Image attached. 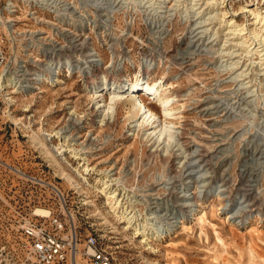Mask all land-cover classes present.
Returning <instances> with one entry per match:
<instances>
[{
  "label": "rangeland",
  "instance_id": "374dc122",
  "mask_svg": "<svg viewBox=\"0 0 264 264\" xmlns=\"http://www.w3.org/2000/svg\"><path fill=\"white\" fill-rule=\"evenodd\" d=\"M128 1L54 0L51 12H38L48 24L34 19L28 2L13 15L4 11L19 20L13 44L0 24L11 63L41 57L52 72L25 93L1 84L0 264H37L21 227L41 220L33 213L38 208L61 210L58 190L75 212L81 252L98 233L122 264H264V38L246 33L250 48L258 47L247 52L245 39L225 36L219 20L210 40L194 36V23L180 15L187 2L159 26ZM222 5L245 32L260 27L242 8L264 11V0ZM139 81L163 86L177 100L170 138L146 135L152 129L136 126L140 116L130 118L127 105L112 103L109 114L98 107L108 106L111 94L108 88L98 97L96 85ZM60 129L76 138L92 170L56 150L71 148L57 137ZM106 180L123 200L116 212ZM125 211L138 216L134 227ZM139 224L154 231L149 245L136 237ZM157 228L173 229L156 239Z\"/></svg>",
  "mask_w": 264,
  "mask_h": 264
},
{
  "label": "bare ground",
  "instance_id": "6f19581e",
  "mask_svg": "<svg viewBox=\"0 0 264 264\" xmlns=\"http://www.w3.org/2000/svg\"><path fill=\"white\" fill-rule=\"evenodd\" d=\"M24 1H28V0H24ZM53 1L54 0H50L51 6H52ZM127 1L128 0H125V2H127ZM130 1L138 2V4H139L138 7L137 6L135 7L137 9L138 8L139 9L145 8L144 13H146V15H148V18H150L153 23H155L156 25H159V26H165L166 22H168L170 19H172L175 16V14H179V12H178V11H180L179 7L182 6L183 4H186V2H187V5H184V8H183L184 10L182 12H180V15L182 14L183 18L186 21L194 23L192 25V32H193V34L196 33V34H194V36L197 35L198 37L200 36L201 38L207 37V40L211 39L210 38L211 36L209 34L211 32V35H212V33L214 31L213 29L215 27L214 21H216V20H219L220 24L222 22H225L226 27H228V30L225 33V36H233L232 39H235V38H237V39L239 38L241 40L243 38L245 39L248 37V36L245 37L246 33L252 34L251 36H253L256 39L257 38L260 39V42L264 38V15H263L264 11H259L258 8H256V9H250V8H246V7L242 8L243 10H245L244 12L251 13V15H253L254 19L256 20L257 25H260L259 28H254V29L249 30L248 32H245V29L247 30L248 28H246L244 26L242 27L243 24L242 25L240 23L238 24L234 18H230V16H228V12L224 11L223 8H220V5L224 4L225 0H130ZM171 2H174V3H173V5L169 6V3H171ZM136 5H137V3H136ZM203 5L208 6L210 10L208 12H206L207 7L203 8ZM197 6H200V7H197ZM2 11H3L2 6L0 5V18H1ZM141 11L143 12V10H141ZM182 15H181V17H182ZM228 17H229V19H228ZM226 18H227V20H226ZM3 26H6V24H4ZM198 29H200V30L198 31ZM217 34H218V32L215 33V36ZM229 38H231V37H229ZM196 39H198V38H196ZM248 39H245L243 41V43L245 42L243 46H244L246 51L248 50V48L251 49L250 48L251 46H249L247 44V41H246ZM210 42L212 43V40ZM258 42H259V40H258ZM237 45H238V42H237ZM239 47H238V49H239ZM257 48L258 47L255 46L254 48L251 49V51H253V50L257 51L258 50ZM225 49H227V48H225ZM259 50H261V48H259ZM251 51H250V53H251ZM220 52L224 55L230 54V52H228V51L225 53L224 48H221ZM94 53L90 54V58H91L90 62L97 63L98 60L96 59V54H94ZM222 54H221V56H222ZM262 55L264 56V54H262ZM221 67H226V64L222 63ZM229 67L231 68L230 65H229ZM246 71H247V69H246ZM243 74H244V72H243ZM0 79H3L4 83L7 86L16 84L14 82V80H16V78H12L11 75H8L5 78V77H1V74H0ZM2 85H4V84L2 83ZM108 88H109V91L111 94L110 104L108 106L100 104L98 107H103L104 110L107 111L109 114V110H111L113 108L112 103L117 104V105L118 104L127 105L128 116L130 118L140 116L138 118V120L135 121V122H137L136 126H140V128L148 126L149 130L152 129L151 132L145 133L146 135H149V137L152 135L158 136V139L164 135H166L169 138L172 136V130H173L175 122L168 120V119L170 117H174V115H175V110H176L175 103L177 102V100H175L174 96H171V97L168 96V94H167L166 90H164L163 86L160 88V87H157L156 85H151L149 83H146V81H139V82L130 83V84L129 83L124 84L122 82H120V83L114 82L112 87H108L107 84L106 85H104V84L103 85H96L94 93H96L95 95L100 97V96H102L101 92H103L105 89H108ZM123 89H127V91L124 92ZM137 90H139L141 93H135ZM130 91H131V93H130ZM129 94L131 95V97H129L130 96ZM102 98L103 99L100 101H104V97H102ZM124 98H126V99H124ZM150 99H154L155 101H158L157 104L159 105L158 106L159 108H157L156 106L155 107L150 106L149 105V103L151 102ZM100 101H97L96 103L98 104V103H100ZM161 117H164V121H162ZM140 119H141V122H140ZM65 131H66L65 129L64 130L60 129L59 131L56 132V135H58L57 137L64 139L65 142L68 144V146H70L71 148L70 149H62L61 147L60 148L56 147V150L60 154H63V152H65V151H69L72 153L71 157L84 160L82 167H84V170L86 171V173L89 172L93 168L89 167L90 164L87 163V161L89 159L87 158V156L83 155L86 152H82V149H78L77 147H75L74 141L76 140V138L72 135H68L67 134L68 132L66 133ZM153 138L154 137H152V139ZM156 142H157V140H156ZM54 161L57 162V160H54ZM79 174H80V176H83L82 173H79ZM82 178L86 179L84 176ZM63 179H66L70 183L76 182L75 179L72 176H70L69 174H65L63 176ZM109 181L110 180H106V183H105L106 184L105 189L110 187L109 191L106 190L107 191L106 192L107 199H108V203L111 205L112 210L116 212L117 208H119L122 205L123 200H121L119 198L118 193L113 188H112L113 190L111 189V184L109 183ZM245 202H247V201L245 200ZM245 202H243V203H245ZM243 203H241L243 207H248L250 205V203L245 204V205H243ZM243 212H245V211H243ZM35 214L39 215V216H45L46 217L50 214V212H49V210L38 208L36 210ZM122 215H123L122 218H125L126 221H128V224L132 225V227H134L135 223L137 222L138 216L135 213H128L127 214L126 211L124 213H122ZM138 226H139V228L136 230L137 231L136 237L142 236L143 243H146L149 245L150 244V237L153 235L152 233H154V231L153 232L149 231L148 224L147 225L146 224H142V225L139 224ZM159 229L160 228L156 229V233H155L156 239L164 238L167 234L171 233L173 228H168V229L163 228L161 231Z\"/></svg>",
  "mask_w": 264,
  "mask_h": 264
},
{
  "label": "built area",
  "instance_id": "2783aa9c",
  "mask_svg": "<svg viewBox=\"0 0 264 264\" xmlns=\"http://www.w3.org/2000/svg\"><path fill=\"white\" fill-rule=\"evenodd\" d=\"M24 0H0V5L3 2L5 4L0 18V24H6L8 26L7 35L11 44L18 41L16 36V26L19 22L18 19L10 17L7 19L4 15L6 10L9 15H13L18 12V3ZM31 3L32 14L34 19L39 18L40 23H49V20L44 19L38 15L41 11L44 14L51 12L50 0H28L24 1ZM43 39V38H42ZM46 37L44 41H46ZM3 40L0 39V74L1 77H7L11 75L12 78H16V83L13 92L25 93L27 91L36 90L44 82L48 73L52 72L47 67V63L43 60L45 58H38L31 61H19L15 64L11 63L14 52L6 50L3 44ZM4 84L3 79H0V90H5L1 84ZM6 87V86H5ZM60 198L61 210L55 211L49 208L50 214L48 216L36 215V211L33 213L41 220L29 219L22 227L23 234L27 237V247L32 257L37 264H82L79 260L80 256L85 260V264H122L117 261L114 253L106 246H104L99 234L92 233L86 239V245L83 252L80 251L78 233L75 223V212L72 208L68 207L61 191L58 190ZM254 212V211H252ZM240 214L238 224L243 225V221ZM255 214L252 217L245 218L250 221L257 217ZM67 220V221H66ZM163 228H160L161 231ZM80 261V262H79Z\"/></svg>",
  "mask_w": 264,
  "mask_h": 264
}]
</instances>
